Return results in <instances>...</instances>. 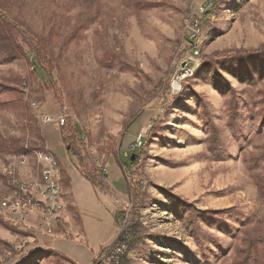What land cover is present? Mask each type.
Segmentation results:
<instances>
[{
  "label": "rangeland",
  "instance_id": "1",
  "mask_svg": "<svg viewBox=\"0 0 264 264\" xmlns=\"http://www.w3.org/2000/svg\"><path fill=\"white\" fill-rule=\"evenodd\" d=\"M208 6L0 0V202L8 160L31 179L46 149L66 205L50 237L0 207V264H90L124 234L123 264H264V0Z\"/></svg>",
  "mask_w": 264,
  "mask_h": 264
},
{
  "label": "built area",
  "instance_id": "2",
  "mask_svg": "<svg viewBox=\"0 0 264 264\" xmlns=\"http://www.w3.org/2000/svg\"><path fill=\"white\" fill-rule=\"evenodd\" d=\"M201 12L203 13L202 9ZM191 32L189 39L194 41L199 37L196 19L191 23ZM193 51V55L198 56L197 49ZM185 68L186 65L182 72H186L187 77H190L192 72L185 70ZM176 82H178V77ZM32 107L35 105L33 104ZM43 123L46 125L54 124L58 128H62L67 121L66 118L54 120L46 116L43 118ZM24 148H27V145ZM10 159L8 162L11 163L7 165L6 170L5 194L0 202L1 209L11 215L10 217L15 221L14 226L25 225L28 220L34 219L39 230L49 237L52 236L53 232L63 224L62 219L66 208L62 190L61 168L58 161L46 149L32 152L35 175L29 179L23 176L21 178L18 174V169L27 163V156H13ZM103 173L107 174L105 170ZM128 252L129 238L128 235L124 234L117 239L111 248L100 251L90 264H123Z\"/></svg>",
  "mask_w": 264,
  "mask_h": 264
},
{
  "label": "trees",
  "instance_id": "3",
  "mask_svg": "<svg viewBox=\"0 0 264 264\" xmlns=\"http://www.w3.org/2000/svg\"><path fill=\"white\" fill-rule=\"evenodd\" d=\"M221 0H209V6L203 11V12H205V13H208L209 11H210V8H212V9H214V8H216L217 7V5L219 4V2H220ZM211 9V10H212ZM7 27H8V25L5 23V24H3V25H1L0 24V32L2 31V30H4L5 31V33L7 34ZM8 35V34H7ZM255 61V60H254ZM261 64L262 63H260L259 64V69L260 68H263V66H261ZM221 65H224V66H227L228 64H226V63H221ZM41 70V71H40ZM40 70L37 72V74L38 75H40L41 74V72H43V68L42 67H40ZM261 71H259V75H261ZM251 76V75H250ZM220 78V79H219ZM214 81H215V83L216 84H225V81L223 80V79H221V77L219 76V74H218V72H216V75H215V79H214ZM226 86H228L227 84H226ZM224 96H226V93H222ZM222 95V96H223ZM235 106V105H234ZM202 111H203V114H202V117H203V125H204V132H210L209 133V139H208V142H209V144H208V147L209 148H211L212 146H211V142H213V141H215L216 140V133H215V127H214V125L211 123V122H206L207 121V109L206 108H202ZM246 113V115H245V117L247 118L248 117V115H249V113L251 112V110H247V111H245ZM252 116L256 119L257 118V116H256V114H252ZM239 128V132H240V134H242L243 133V130L240 128V127H238ZM234 136V135H233ZM235 137V136H234ZM64 140V139H63ZM237 140H239V139H237ZM0 144H3V145H5V144H7V142H5V141H1L0 140ZM219 144V142L217 141V142H215L214 143V147H212V149H211V155L212 156H214V158L215 159H218V160H221L222 159V156H221V153H222V146H220V145H218ZM0 149H3V151L2 152H15L14 151V149H12V147L11 148H6L5 146H3V147H1ZM134 150V149H133ZM16 152L19 154H21L22 152H23V150L22 149H16ZM71 158L72 159H74V166H75V168L77 169V170H79V171H81V168H80V165H79V160H76L75 158H73L72 156H71ZM130 163V162H129ZM83 175V177L84 178H86L85 176H84V174H82ZM87 179V178H86ZM89 180V179H88ZM128 228H130V227H128ZM209 250H212L211 249V247L210 246H208L207 247Z\"/></svg>",
  "mask_w": 264,
  "mask_h": 264
},
{
  "label": "crops",
  "instance_id": "4",
  "mask_svg": "<svg viewBox=\"0 0 264 264\" xmlns=\"http://www.w3.org/2000/svg\"><path fill=\"white\" fill-rule=\"evenodd\" d=\"M82 230H83V227H82L81 231H82ZM114 239H115V238H114ZM114 239H113V240H114ZM112 242H113V241H112ZM103 247H104V246H101V247L99 248V251H100ZM99 251H98V252H99ZM98 252H97L96 254H98ZM96 254H95V255H96ZM95 255H94V256H95ZM93 258H94V257H93Z\"/></svg>",
  "mask_w": 264,
  "mask_h": 264
},
{
  "label": "water",
  "instance_id": "5",
  "mask_svg": "<svg viewBox=\"0 0 264 264\" xmlns=\"http://www.w3.org/2000/svg\"><path fill=\"white\" fill-rule=\"evenodd\" d=\"M133 156H135V155H132V157H131V159H130L131 162L134 160V159H133Z\"/></svg>",
  "mask_w": 264,
  "mask_h": 264
}]
</instances>
